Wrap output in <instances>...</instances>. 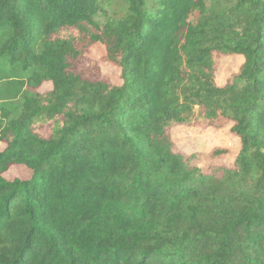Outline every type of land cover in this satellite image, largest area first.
<instances>
[{
	"label": "trees",
	"instance_id": "16d2710c",
	"mask_svg": "<svg viewBox=\"0 0 264 264\" xmlns=\"http://www.w3.org/2000/svg\"><path fill=\"white\" fill-rule=\"evenodd\" d=\"M0 146V264H264V0H0Z\"/></svg>",
	"mask_w": 264,
	"mask_h": 264
},
{
	"label": "rangeland",
	"instance_id": "374dc122",
	"mask_svg": "<svg viewBox=\"0 0 264 264\" xmlns=\"http://www.w3.org/2000/svg\"><path fill=\"white\" fill-rule=\"evenodd\" d=\"M91 58L97 60L104 54L101 46L97 45L90 50ZM243 58L240 56H221L218 61V68L215 75V81L218 86H223L232 76L237 75ZM102 72L110 78L114 83H119V71L117 69L102 66ZM51 90L50 84H44L39 88V93H46ZM198 110H194V114L188 124L170 126L172 141L176 148L182 151L185 155L192 154H208L213 149H227L235 154L238 150L237 140L229 133V126H226L220 131L201 130L199 128ZM2 146H0V149ZM21 168H12L8 173L9 178H15L22 175Z\"/></svg>",
	"mask_w": 264,
	"mask_h": 264
}]
</instances>
